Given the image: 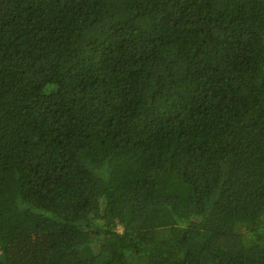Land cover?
I'll return each mask as SVG.
<instances>
[{"label":"trees","instance_id":"16d2710c","mask_svg":"<svg viewBox=\"0 0 264 264\" xmlns=\"http://www.w3.org/2000/svg\"><path fill=\"white\" fill-rule=\"evenodd\" d=\"M264 264V0H0V264Z\"/></svg>","mask_w":264,"mask_h":264},{"label":"rangeland","instance_id":"374dc122","mask_svg":"<svg viewBox=\"0 0 264 264\" xmlns=\"http://www.w3.org/2000/svg\"><path fill=\"white\" fill-rule=\"evenodd\" d=\"M48 233L40 232L11 243V256L16 264H44Z\"/></svg>","mask_w":264,"mask_h":264}]
</instances>
